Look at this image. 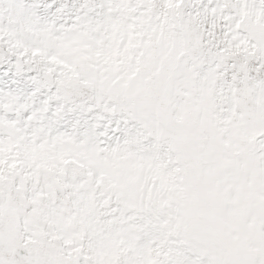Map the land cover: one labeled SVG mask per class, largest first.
I'll use <instances>...</instances> for the list:
<instances>
[{
	"label": "snow or ice",
	"instance_id": "snow-or-ice-1",
	"mask_svg": "<svg viewBox=\"0 0 264 264\" xmlns=\"http://www.w3.org/2000/svg\"><path fill=\"white\" fill-rule=\"evenodd\" d=\"M0 264H264V0H0Z\"/></svg>",
	"mask_w": 264,
	"mask_h": 264
},
{
	"label": "rangeland",
	"instance_id": "rangeland-1",
	"mask_svg": "<svg viewBox=\"0 0 264 264\" xmlns=\"http://www.w3.org/2000/svg\"><path fill=\"white\" fill-rule=\"evenodd\" d=\"M70 2H73V0H70ZM256 2L259 4L261 0H256Z\"/></svg>",
	"mask_w": 264,
	"mask_h": 264
}]
</instances>
